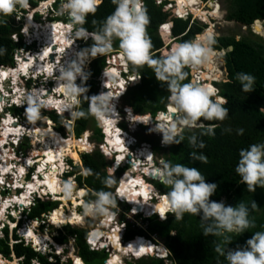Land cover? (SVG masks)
I'll return each mask as SVG.
<instances>
[{
  "label": "clouds",
  "instance_id": "9594fccd",
  "mask_svg": "<svg viewBox=\"0 0 264 264\" xmlns=\"http://www.w3.org/2000/svg\"><path fill=\"white\" fill-rule=\"evenodd\" d=\"M34 1H36L37 4L35 6L31 5V8L34 10L33 13H35L37 16H40V14L42 16L47 14V17L53 15L51 16L50 20L47 21L49 23H61L65 32L69 31V37L72 40V45L76 49V52H74V54L68 59L64 57V55L60 54L58 63L61 65L57 67L59 75L56 78V82L58 87H62L64 89L66 95H64L62 92H60V94L65 97V99L70 98L71 101L70 103L64 105V109L66 111L62 112L61 114H59L53 107L49 108L48 110H53L58 115H62L63 117L68 113L74 119L84 117L85 113L83 111H76L78 97L83 95L84 99L89 102L88 114L94 116L95 119L99 122V128L101 129V132L103 134L102 137L104 143H106L107 145H109L106 141L107 135L104 131V128L101 127V123L106 122V117H110L113 113H116V104L114 103L115 99L111 96L110 93H108L109 91H112V88L114 87V81L116 79L115 77H112L113 86H103L104 88H102L101 81L105 82L103 77L104 69H108L113 66L109 65L108 62H106L107 65L103 68L101 74L96 78L97 86L100 91L99 95H93L91 97L87 96L86 93L88 92V88L83 86L82 82H86L89 79L90 73H87L88 70H85V68L90 60L98 56H104V54L110 52L112 50L114 40L119 41L120 50H114L113 57L118 56L122 51L124 57L127 60L126 65L128 64V71H125L123 69V66L126 67V65L117 66L115 63V59L113 60V64L116 67L113 68H118V70L122 69V76L126 78L125 80L129 79V77H132L133 74L138 73L131 72L129 64H131L133 67H142L147 65L150 68H154L155 76L158 81L167 84V89L170 95L168 96L169 104L166 106V108L170 105V107H168L169 111L176 114V120L173 124L166 127V129L162 132V143L164 145L170 146L173 144H180L184 140V135L182 133L185 129L190 130L199 128L202 130L200 133L201 135L214 136L215 128L218 125L206 126L203 121H224L229 116V109L224 107L227 101L224 97L218 94L219 88L214 84L216 83V81H214L213 85L217 88V95L216 90L207 84H198L196 81L195 83H183V81L187 77V73L182 71L183 68L190 67V69H196L201 66L211 64L213 60L214 53L212 45L215 43V38L211 32L203 33L207 27L206 25L203 32H201L202 34L198 33L199 35H197L191 41L176 44L171 51L166 52L161 59L157 60L154 59L151 55L152 42L147 35L149 16L147 14V9L143 7L144 0H112V3L115 5V10L111 15L105 18V20L102 22V25L95 32H88L87 29L83 27V25L86 23L87 17L90 14L95 15L99 5L103 2V0H52V2H50V0ZM155 1L158 5H162L165 1H167L163 5V8L165 11H169L171 13L170 18L167 19V21H170V27L168 31H170V29L172 30V27L174 25V18L184 19L185 16H187L186 19H188L192 14L188 13L180 16L179 14L175 13L174 9H171L172 6L170 7L172 3H176L175 0H161V2H157V0ZM42 3H47V5L43 9H41L40 7ZM29 4V0H0V15L10 16L17 10V7L25 9V11L23 12H26L27 10V13L25 15H28L32 11L31 9V11L28 12V8L30 7ZM51 7H54V10H52ZM59 8L61 10H59ZM211 8L212 11L210 12H213L216 9V7ZM206 16H209V14L206 13ZM215 19L216 16H210V22L215 21ZM34 22L36 23L37 21ZM95 23L96 21H93V24ZM162 24L160 26H162ZM169 38L176 40L177 37H174L171 31V35H169ZM89 39L92 40L91 46L82 49V46H84V41H88ZM34 41L35 42L33 44H37L39 42L37 41V39ZM3 52L4 49L0 48V55H2ZM56 58L58 59V56ZM47 71L51 76L52 69L49 68L47 69ZM104 75H106V73H104ZM28 77L29 78H27V81H30L32 77ZM24 78L25 77H23L22 79ZM237 79L242 86L243 92H253V86L255 83V77L253 75L238 73ZM13 89L15 90L14 85ZM125 93L123 97L125 96ZM12 94L13 93L10 92V96L8 97V99L10 98L13 100V98L11 97ZM13 95L17 96L18 94L15 93ZM22 96L21 102H23V99L25 98V103H20V106H28L25 111L27 119L33 124L38 120L45 119L41 116V111L43 109H46L45 107H48L50 105H47L46 102L42 101L38 93L26 92V94H22ZM55 97L58 96L56 95ZM71 97L75 99H71ZM10 99L4 104V109L6 108V110L11 107H18L17 102H10ZM126 107L131 108L128 104ZM119 109L121 110V106H119L118 104L117 110ZM131 109H133V107ZM130 111L131 110H129V112ZM165 111L166 109L158 111L155 116L149 113L151 115V123L153 122L154 124H159L158 116L160 113H163ZM136 114L145 115L146 113ZM151 123H143V125L148 127L149 125H151ZM119 128L121 127L119 126ZM155 130L160 132L159 126H156ZM24 134L25 135L21 139L16 140L17 143L19 141L21 143L24 138L26 139V137L28 138V127H25ZM16 142L11 146L13 151H15L13 152L14 159L12 161H15L16 158L22 159V157H20L16 153V150H14L13 148V146L17 144ZM189 143L194 148L203 149L205 147L203 141H200L199 143L197 142L196 135H191L189 137ZM153 147L152 153L155 155ZM103 155L105 156L104 151ZM38 157L39 156H36L35 158L30 157L29 159L31 160V162L27 157L26 159L24 158V160H27V162L24 161L26 172L25 170L23 172V181H25V183L20 185V192L28 189L30 181L34 179L37 174H39L38 167L42 161H40V163L37 162L36 160L38 159ZM107 158L109 159V157ZM159 158L161 157L159 156ZM9 159L11 160L12 156ZM192 159L198 160L202 163H207L208 158L202 153L197 155L196 152H193ZM10 160L8 161L10 162ZM114 160L115 159H113V162ZM155 161L158 162L156 158ZM62 162L63 164L59 167V170H61L62 172L60 171L57 175L60 189L58 191H52L46 184H42L37 189H29L32 192L29 193L27 202L20 205L17 204L16 208H9L7 210V219L0 220V237L4 236L3 230L5 228H8L10 231V237H12L13 240V234L14 232H16L18 236L24 242H26V245H31L37 252L47 257L53 258L54 255H57L61 258L60 253H57V249L63 244L58 245L60 243L56 241L58 243L57 244L55 242L56 236L54 237V240H52V237L50 238V236L47 237V239L45 240V242L47 243L45 246V250L42 251L41 246H36V243L34 242L32 237L26 235L24 237V235L22 234L24 233V230L26 228L30 229L31 227H25V224L24 226H22L19 220H21V218L23 217L24 212L26 215V211H28L30 208L32 209V207H34L39 200L53 201L57 203V206H55L53 209L43 213L44 217L42 219V223L44 224L45 222H47L49 223V226L51 225L53 227H56L53 225L52 221H50L51 212L56 209L58 205L64 203L62 199L71 203V200L74 199L75 195L76 201L81 202L80 204L73 206L75 207L76 211L80 206L81 213L84 216H99L98 221L96 220V222L93 223L89 228L86 226L81 227L87 229L86 243L88 247L89 244L87 242V237L89 236V233L93 229L95 230L97 227L101 226L100 220L108 214L109 208H113L116 211L117 207L123 205V210L126 212H129L130 209H133V205L128 203L126 198H122L120 195H118V192L116 190L118 182L114 187L113 192L99 191L95 193L96 198L90 197V195L87 194L86 189L91 190L92 192L93 190L87 185L81 184V182L79 181V176L81 175V173L79 175L77 174V172L80 171L77 170V166L74 165L72 161H68L67 159V164H70L72 166V169L65 171L64 168L66 162ZM161 163L162 169L159 170L157 174L158 181L150 180V182L153 183L155 190L159 191L155 182L164 185L170 190L166 193H163L162 195V198L159 202V213H155L148 219L156 217L158 220L165 221L168 218L169 213L174 215L175 221L182 220L185 214L198 216L202 222V226L204 229L203 235H211L220 238V241L216 244L215 252L220 256H223L227 261V264H264V231L255 232L252 238L246 241V246L244 247H238L235 250H230L228 248V245L233 241L232 234L245 233L247 229L256 226L255 220L249 218L250 210L248 206L241 202L233 207L227 206L223 202H215L211 200L210 198L216 193L218 185L215 183H207L205 177L195 167L189 168L182 164L172 165L169 162ZM113 167L114 166L107 167V171L109 174H111V172L117 170L116 168H118L117 166L113 170ZM122 169L123 170L119 172L120 174L118 181L120 180L121 175H123L126 168L123 167ZM235 172L240 177V181L246 184L247 189L250 192L255 191L257 186H264V143L251 144L247 148L241 149L239 151V159L235 167ZM82 174L89 175L91 174V170H85V172ZM6 176V180H8V182L13 181V174L11 172L6 173ZM96 176L97 179L100 178L99 174H96ZM39 177L44 180L42 173L39 174ZM18 179L20 180L21 176H19ZM141 179L143 182H146L144 181V177L142 175ZM72 182H77L79 185V187L76 189V192H74V185L72 184ZM102 183H104L106 186H110L113 181L111 179H104ZM3 185L0 188V193L3 197H5L6 195L8 196L9 194H11V191L13 189L9 185L8 190H5L3 188ZM143 185L147 188V191H154L152 185L149 189L146 184L143 183L142 187ZM142 187L138 186V189L140 191L137 194L138 200H141L142 197H145ZM81 190H84L83 195L79 193ZM7 192L9 193L6 194ZM256 207L257 204L253 202L251 208L255 209ZM82 214L79 213L80 217L82 216ZM34 218H37L35 222L38 224L40 222V218ZM34 218L28 219L32 220ZM105 219L109 220V216H106ZM67 224L68 223L62 225ZM58 229L61 230L62 227L59 225L56 227L57 231H59ZM129 230L131 229L129 228ZM141 230L144 231V229ZM132 231H136V233L138 234L134 235L132 238H127L126 232L125 235L122 234L120 236V241L122 243H128L133 241L134 238L144 237L149 244L154 246L155 251L151 254L148 253L140 257H135L132 255L134 258H132L131 260L140 259L146 256H157L156 253L160 254V252L162 251L160 249V246H162L165 249V252L162 256H157V258L164 259L167 264H171L173 262L171 251L165 244V242L157 241L154 238L153 241V239L151 238L152 236L149 235V230H145L144 233L140 232V230L138 229ZM34 233H36V235L38 236L43 235L37 234L36 231H34ZM117 233L120 234V232L118 231ZM224 245H227V248H225ZM130 247H133V245L130 244L128 248ZM106 248H101L98 251L104 250L105 252H107ZM108 250H112V246L108 247ZM140 250L142 251L143 249L141 248ZM108 258L109 256H107L106 259ZM72 263L75 264L73 262V259ZM3 264H7V261H4Z\"/></svg>",
  "mask_w": 264,
  "mask_h": 264
},
{
  "label": "trees",
  "instance_id": "16d2710c",
  "mask_svg": "<svg viewBox=\"0 0 264 264\" xmlns=\"http://www.w3.org/2000/svg\"><path fill=\"white\" fill-rule=\"evenodd\" d=\"M166 2L158 5L155 0H144L143 6L147 9L149 16L147 35L152 42L151 55L157 60L161 59L166 52L171 51L175 46V44L171 45L172 41L169 42L170 38L168 36L166 38L169 28L164 32L159 30L162 23V25L167 24V19L171 14L163 8ZM29 3L32 6L37 4L34 0H29ZM233 3L230 16L243 23H251L255 18L264 16V0H233ZM114 10L115 5L112 3V0H103L95 15L90 14L87 17L83 27L88 32L97 31L105 18L111 15ZM93 21H96V23L93 24ZM204 28L205 25L203 24L200 25L196 21L191 22L190 17L188 19L174 18L172 33L174 37H177L176 40L179 43H183L193 40ZM17 31H19V28L15 25L13 13L10 16L3 15L0 19V48L4 49V52L0 55V66L12 65L14 62L13 52L21 43H15L11 35ZM91 44L92 40L89 41L88 47ZM231 45L234 46V49L229 51V54L226 56L230 80L227 82H216V86L219 88L218 94L227 101L224 107L229 109V116L224 121H203L206 126L218 125L215 128V135H201L202 130L199 128L185 129L182 133L184 140L180 144L164 147L160 145V139L155 138L156 140L153 145L158 152L164 151V154L160 155L166 158V162L172 165L182 164L189 168L195 167L205 177L207 183L217 184V191L210 198L211 200L221 202L226 197L229 200V203L226 204L227 206L235 207L238 203L242 202L249 207L250 212L264 211V186H257L255 191L250 192L246 184L240 181V177L235 172L239 159V151L251 144L264 143V110H262L264 108V47L259 46L258 51L245 41L225 39L224 42H218L215 39L213 48L221 49ZM83 47L87 48L85 45ZM163 47L165 49L162 52L161 49ZM114 50H120L118 40H114L110 52L104 56H98L92 61L91 68L87 71V73H90L89 79L86 82H82L83 86L88 88L87 96L97 95L98 86L96 78L107 65V56ZM129 66L130 71L140 73L142 79L140 83L128 87L125 98L136 113H146L145 115H137L133 112L134 117L140 118L141 116L150 114L155 116L158 111L165 110L169 104L168 96L170 93L168 92L167 84L157 80L154 68H150L147 65L133 67L129 64ZM182 71L187 73V77L183 83L191 82L190 67H185ZM238 73L251 74L255 77L253 92L245 93L242 91V86L237 79ZM202 84H207L214 88L211 82ZM88 109L89 102L81 95L77 111H83L85 116L75 118V133L80 136L92 122L95 127V136L100 141L103 134L95 117L88 114ZM13 110L16 112L22 111L18 107H13ZM49 114L55 122L61 123L62 115H58L53 110ZM169 114H171L170 111ZM162 116L170 117L168 114H160L159 119ZM48 119L50 118L46 120ZM68 126L69 128L71 127V125ZM122 126L126 127L125 124H122ZM39 127L47 129L50 125L46 124ZM191 135H196L197 142L203 141L205 147L203 149L194 148L189 143ZM32 148L31 156L35 155L36 152H40L34 144ZM105 151L112 157L109 151ZM193 152H196L197 155L202 153L207 156V163L192 159ZM81 157L84 168L91 170V174L79 177L81 184L87 185L95 193L99 191L113 192L117 179H114L107 171L110 161L98 150L94 153H83ZM77 170H80V168L77 167ZM96 174H99V179H97ZM104 179H111L113 183L110 186H106L102 183ZM159 188L163 193L170 190L160 183ZM90 197L96 196L90 195ZM253 202L257 204L255 209L251 208ZM55 206H57L56 202L39 200L32 208L30 217L40 216ZM249 218L255 220L256 226L247 229L245 233L235 234V241L237 243L234 244V247L236 249L246 246V241L252 238L255 232L264 231V224L261 222V220H264V215L250 214ZM149 221V231L157 234L158 238L162 239L170 249L173 259L171 264H227L225 258L215 252L216 244L220 241V238L211 235L204 236L202 222L198 216L185 214L182 220L175 221L174 215L171 214L165 221H160L155 217L150 218ZM3 233L4 236L0 237V253L10 257V254L15 252L21 259V264H33L32 261L34 259H37L41 264H73L70 259L61 261V258L57 255H54V260L50 261L47 256L34 250L31 245H26L16 232L13 234L14 241L11 243L8 228H5ZM60 233V235L55 237V240L60 244H66L69 238L73 237L78 254L86 264H105L104 261L108 253L104 250L89 249L86 243L87 229L75 228L69 225L65 226ZM136 234H138L136 231L129 230L127 238H132ZM132 242L137 245H149L145 238H138L130 243ZM73 259L76 264H79L77 257H73ZM127 264H167V262L161 258L146 256L140 259L128 260Z\"/></svg>",
  "mask_w": 264,
  "mask_h": 264
},
{
  "label": "bare ground",
  "instance_id": "6f19581e",
  "mask_svg": "<svg viewBox=\"0 0 264 264\" xmlns=\"http://www.w3.org/2000/svg\"><path fill=\"white\" fill-rule=\"evenodd\" d=\"M175 1H176V3H174V4L172 3L170 5V7L172 6V8L174 9L175 13H177L179 15H185L188 13H194V14H196V16L200 15L199 14L200 5H201L200 0H175ZM46 5H47V3L41 4L42 8H44ZM31 13L32 12H30V14L28 15V18L26 20V24H25L26 29L28 30L29 28L34 27V29H35L34 30V33H35L34 37L37 40L44 41L45 43H48L49 45H51V47H49V48L42 47L41 53H40L41 49H39V50H37V52H35L33 54L28 53V55H26L25 58L22 57L21 55H18L17 63L24 61L25 64H22L23 63L22 62L20 64H16V66H14V67H9V69L6 73L3 71L5 69H0V89H2V87H3V82L7 81V79H11L12 77L15 79L14 82L16 83L18 81L20 74H24L25 76H28L29 73H32V74L34 73L36 76L38 74L43 73L46 76H50L48 74L47 69L51 68L52 69V75H55L56 73H58L57 67L61 64L58 63V60H54V59L57 56L59 59L60 54L64 55V57H66L68 59L69 57H71L74 54V52H76V49L71 44L72 42H71L70 37H69V31L65 32L63 25H61V23H54L53 22V23L46 24L47 26H43L41 24L36 25L34 20L31 17L32 16ZM169 27H170V21H168L166 25L165 24L162 25L160 30L165 31ZM255 30L262 34L264 29L262 28L260 22L256 23ZM29 37H31L30 34H29ZM50 54H54V55L51 56ZM35 55H37V59L35 58ZM51 57H53V58L51 59ZM114 59H115V63L117 66L118 65H126L127 61L125 60L123 53H120L119 56H115ZM215 61H216L215 57H213L211 64L203 66V67L201 66V67L195 69V72H197V70H199V69L201 70L199 73L201 74V78L204 81L203 83H205L206 80H208V79L209 80H211V79L216 80L219 77V75L221 74L220 73L221 70H219ZM26 70H27V72H25ZM105 70H106V72H105L106 75H103L104 81L107 82L108 86H112L110 84L111 83L110 80L112 81V77H115V79H118V77H121V75L119 74L118 68H108ZM124 78L125 77L122 76L121 80H123ZM115 85H118V84H115ZM55 86H57L56 88L59 89L60 92H64V89L62 87H58L57 82H56ZM118 89H121V88H118L117 86H115L112 88L111 92L110 91L108 92L115 99L114 103L116 104V113H113L110 117H106L105 118L106 122L101 123L102 127L104 128V131L107 134V138H108L107 142L109 144L108 146H104V149L110 151L111 153H113L114 151H117L116 153H119L117 158L119 160L124 161L121 163V161L119 162L118 159L116 158L117 160H115L116 162H115L113 168H116L119 165H124V164L128 163V161L126 160V154L129 151L127 146L124 144L125 143L124 136H123V134H121V131L118 129V125L116 124L117 120H118L117 108H118V102H119V95L123 91V88H122L121 92H116V90H118ZM15 90H16L17 94H21V93H19L20 87L15 86ZM1 91L2 90H0V92ZM34 93H38L40 96V99L42 101L46 102L47 105L53 104L55 102V100H53V99L55 97V94H57V92L56 91L54 92L52 89L48 90L46 88V85L43 87H40V88L38 86H36ZM3 94H4V91H3ZM3 94H0V111L4 110V104L6 103V101L9 100L8 96H10L9 94H7V95H3ZM16 101L19 102V99L17 98ZM127 110H128V113H127L128 117L129 118L131 117V119L134 120L136 124L139 122H142L145 124L151 123V115L141 116L140 117L141 119L135 118L134 114L132 112V109L128 107ZM129 110H131V111L129 112ZM160 114H163V113H160ZM160 114H159V116H160ZM166 114H168L170 116L169 113H166ZM159 116H158V119H159ZM2 121H4L3 122L4 127L2 128L3 129L2 134L0 132V179L1 180L4 179L3 176L6 175V173H10V172L12 174L14 173V168L12 166H10L9 164H7L8 158H9V156H11L10 155L11 151L6 149L8 147L6 144H8V145L13 144L14 140L10 139L13 136L20 137L22 135H25L24 134V127L19 126V125L17 126L15 124L16 120H14L10 114H8V115L4 114V119ZM108 121H110V122H108ZM158 122H159V124H157V123L154 124L152 122L151 126L154 127L155 129H156V126H159V131L163 132L166 129V127L170 126L171 124H173L175 122V119L174 118L172 119V117L170 118L167 116H162ZM4 129H5V131H4ZM42 133L46 134L44 132H42ZM30 137H32V136L30 135ZM55 138H56V136H54V139ZM82 139L83 138H80L78 140L81 141ZM51 141H49V142H51ZM66 141H68V140L66 139ZM66 141L59 140L58 142H56L54 144L53 147H51L50 144L47 142L44 143V146H45L44 147L45 148L44 149V155L42 157H39L36 160L39 163H40V161H42L38 167V172H39V174H41V173L43 174L44 180H42L39 177V174H37L34 178L35 181H34V179L32 181H30V183L28 185V189L26 190L25 193H22L24 196H21L22 194L21 195L18 194V196L14 195V196L6 197L7 196L6 195L5 197H3L0 193V220H6L7 219V209H8V207L11 206V204H16V203L24 204L25 202H27L29 193L32 192L29 189H37L42 184L48 185V187L52 191H58L60 189V185L58 182L57 175L60 172V170H59L60 164H63L62 158L64 156L63 151L65 148L64 145H65ZM86 142H87V146L84 147L83 150L88 151L91 149V147L93 145L88 139ZM72 145L74 146L76 144H72ZM69 147H71V146H69ZM83 150H81V151H83ZM139 152L142 155L148 154L147 148H142L139 150ZM72 155L75 157L74 159H76L78 161V159L76 158V155L74 153ZM144 158H146V160H149L147 155ZM29 161L31 162L30 159H29ZM135 161H137V162H132L134 167L128 166L127 173L125 174L126 176L124 175V177L122 178V183H123V181H126V180H128L127 182H130V183L129 184L125 183V184L121 185V187L119 188L120 196L122 195L123 196V197L121 196L122 198H126L128 203L132 204L136 208L137 211H141L140 209H143V210L147 209V211L149 213H152V212L153 213H155V212L159 213V202L160 201L156 205H153L152 207L148 206V204H147L148 203L147 188L144 185H143V187H144L143 192H144L145 198L143 201L138 200L137 199L138 193L133 192L130 189L131 186L137 187L136 185L138 183L135 181L137 174L142 175V173L145 172V173L150 174L151 176H156L158 178L157 174H158L159 169L158 168H155V169L144 168L143 167L144 162L142 160L140 161V160L136 159ZM151 164L153 165L152 162H151ZM148 169H151V170L149 171ZM17 172H18L17 175L13 174V178L15 177L17 179H15L14 181H12V183H10V186L12 187V189H16V188H18L19 185L25 183V181H23L24 180V178H23L24 174H20V172L18 170H17ZM19 176H21L23 178L21 182L18 180ZM132 181H134V185H133ZM14 184H15V186H14ZM2 185H3V183L0 182V188ZM140 185L142 186V184H140ZM3 186H4L3 187L4 189L8 190V188L5 184ZM149 188H150V186L148 185V189ZM154 191H155V188H154ZM79 193H81V195H83L84 190H81ZM9 195H12V194H9ZM78 204H80V202H77L75 200V205H78ZM51 216H52L51 218H53L54 220L55 219L58 220V222L62 224V223H67V222H73L79 216V214L75 210V207H73L72 210H70L69 212H65L63 209H54L51 212ZM5 217H6V219H2ZM102 220L104 222L103 223L104 225H106L108 223L107 222L108 219H102ZM53 225L57 226L56 223H53ZM34 231L35 230L33 228H30V229L26 228L24 230V234L26 236H29V237H34V241L37 244H41L43 242V240H45L48 237L46 235H42V236L39 235L38 236V235H36V233H34ZM101 232H102L101 230H98L97 232L92 233L91 236H95V235L97 236L98 234L101 235V240H100L101 242H100L99 248L112 246L113 252L111 253L110 258L108 260L110 264L122 263L123 257L127 254L133 255L135 257H140V256L148 254L150 251H151V253H153L155 251L154 246L151 244L143 246V245H137L133 242H132L133 244L130 242L122 243L120 241L121 234L112 233L110 230L100 234ZM141 238H144V237H141ZM136 239H138V238H134V240H136ZM130 244H132L133 247L128 248V246ZM141 248L143 249L142 251L140 250ZM160 249L162 250L160 254L163 255L165 252V249L161 246H160ZM73 251L74 250L72 247V250H71L72 258H73ZM74 257L78 258L79 264H84L79 255L74 256ZM5 259L0 254V264H3L4 261H7V264H17V261L12 262V261H9L7 259L5 260ZM73 261H74V259H73Z\"/></svg>",
  "mask_w": 264,
  "mask_h": 264
},
{
  "label": "rangeland",
  "instance_id": "374dc122",
  "mask_svg": "<svg viewBox=\"0 0 264 264\" xmlns=\"http://www.w3.org/2000/svg\"><path fill=\"white\" fill-rule=\"evenodd\" d=\"M217 1V3H220L221 5H222V9L224 10V11H226V9H227V7H228V4H229V2H230V0H215L214 2H216ZM50 2H52V0H50ZM201 2L203 3V0H201ZM213 2V3H214ZM205 5L207 4V3H204ZM211 2L209 3V6L210 7H213V4H212V6H211ZM30 5V7L28 8V12H30L31 11V4H29ZM41 9H43L42 8V6H41ZM171 9H173V8H171ZM59 10H61L60 8H59ZM23 11H25V9L23 10L22 8H19V7H17V10L15 11V12H13V17L15 18V25L19 28V31H17L16 33H14L13 35H11V37H12V39L14 40V42L15 43H21V45L20 46H18L15 50H14V52H13V56H14V60H16V62H17V52L18 51H21L22 50V52L24 53L23 55H22V57H24L25 56V51H28V47L29 46H26L25 47V34L27 33H29V34H32V35H35V33H34V27H32V28H29L28 30L26 29V20H27V18H28V15H25L26 13H27V10H26V12H23ZM33 9H32V19H34V21H37L35 24L36 25H39L38 23H41V25H43V26H47L46 24H49V22L47 21V20H50V18H51V16H53V15H50L49 17H46L45 19L43 18V16L40 14V16H37L35 13H33ZM171 11V10H170ZM194 14V13H193ZM196 14H194V15H192L191 14V22L194 20V21H196L197 23H199L200 25L201 24H203V25H206L207 27H206V29H205V31L206 32H213V30L215 29V30H217V25H216V23H215V21H212V22H210V21H207V20H205L204 18H201V17H197V16H195ZM2 16L3 15H0V19L2 18ZM45 17V16H44ZM170 18V16L168 17V19ZM197 18V19H196ZM198 18H201V19H203V21H201V20H199ZM43 19H44V22H43ZM53 23V22H52ZM207 23H208V25H207ZM211 24H215V27H213V26H211ZM208 26L209 27H211L210 29H207L208 28ZM215 30H214V34H215V36H214V38L215 39H217V36H218V34L215 32ZM237 30H238V32L240 33L241 31H240V29H239V27L237 26ZM26 33H25V32ZM166 31V30H165ZM224 31H227V28H225V30ZM27 34H26V36H27ZM70 34V33H69ZM31 35V37H33L34 38V36H32ZM28 41L30 40L29 39V35H28ZM36 40V39H35ZM71 40V39H70ZM91 39H89L88 41H84V45L86 46V47H88V43H89V41H90ZM37 41H39L38 42V44H36L35 46L37 47V50H39V49H41L40 50V53L42 52V47H47V48H49V47H51V45H49L48 43H45L44 41H40V40H37ZM72 41V40H71ZM172 41V43H171V45H173V43L175 42L172 38L169 40V42H171ZM72 44V43H71ZM179 44V43H178ZM33 46V45H32ZM73 46V45H72ZM69 49V48H68ZM82 49H84V47L82 46ZM81 49V50H82ZM164 47L161 49V51L163 52L164 51ZM212 49H214L213 48V45H212ZM216 49H214L213 50V53H214V56L213 57H215V62H216V64H217V66H218V68H219V70H221L220 71V75H219V77L216 79V80H213V79H211V80H206V82H212V83H214V81H216L217 83H220V82H222V81H224V80H226L225 79V75L223 74V72H224V69H223V61L220 59V57H219V54L215 51ZM35 52H37V51H35ZM121 53H122V51H121ZM217 54V55H216ZM26 55H28V53L26 54ZM105 55V54H104ZM113 55H114V52L112 51L111 52V54H110V56H109V58H108V56H107V58H106V62H108V64L109 65H111V66H113L114 67V62H113V60H114V57H113ZM119 56V55H118ZM25 58V57H24ZM94 59H96V58H92L91 60H90V62L87 64V66H86V68H85V70H89L90 68H91V65H92V61H94ZM109 60V61H108ZM125 60H126V58H125ZM127 61V60H126ZM23 62V63H22ZM22 62H19V63H16V64H20V63H22V64H25V62L24 61H22ZM65 63V62H64ZM64 63H62V64H64ZM124 63V62H123ZM13 64H14V62H13ZM13 64L12 65H7V66H0V69H5V70H3L5 73L8 71V69H9V67H14V66H16V65H14L13 66ZM24 66V65H23ZM130 67V66H129ZM203 67V66H202ZM25 70V69H24ZM2 71V72H3ZM25 72H27V70L25 71ZM30 72V71H29ZM106 72V70L104 69V73ZM104 73H103V75H104ZM34 74V73H33ZM56 74H58V73H56ZM56 74L55 75H51V76H47L46 78H47V81L45 80V79H43V80H41V81H37V82H31V85L27 88V89H29L30 87H31V89L30 90H32V92H30V93H34L35 92V87H34V85H32V84H40V83H43V84H47L48 83V81L50 80H52V79H50L49 77H54L55 78V81H56ZM120 74V73H119ZM28 75H30L31 76V73H29ZM35 75V74H34ZM38 75H43V74H38ZM38 75H36V77H38ZM45 75V74H44ZM121 75V74H120ZM40 76V77H41ZM56 76V77H55ZM21 77L23 78V77H25V76H22V74H21ZM104 77V76H103ZM31 78V77H30ZM195 78H196V74H195ZM37 79V78H36ZM122 79V75H121V77H118V79H116L115 81H114V87L115 86H117L118 88H123V91H124V89H125V85H124V83H125V78L123 79V80H121ZM24 80H25V78L24 79H20V80H18L16 83L14 82V80H12V79H9V80H7V81H5V82H3V87H2V89H0V90H2L1 92H0V94H3V91H4V94L3 95H7V94H9L11 91H10V87H11V85H10V83L11 84H14V86H20V90H19V93H22L23 91H24V86H25V84H24ZM196 80V79H195ZM98 81H99V79H98ZM14 82V83H13ZM111 82V83H110ZM110 84L112 85V83H113V81H111L110 80ZM201 83H203V82H201ZM115 84H118V85H115ZM215 85H217L216 83H214ZM54 85H55V83H54ZM98 85H99V83H98ZM105 85H107V82H105ZM44 86V85H43ZM43 86H40V87H43ZM113 86V85H112ZM39 87V88H40ZM57 86H55V87H53V91H55V89L58 91V92H60V90L59 89H57L56 88ZM23 88V89H22ZM6 89V90H5ZM26 89V90H27ZM121 89H118V90H116V92H121ZM214 89L216 90V93H217V89H216V87H214ZM22 90V91H21ZM13 91H15V93H17L16 92V90H14L13 89ZM29 91V90H28ZM28 91H27V93H28ZM56 91V92H57ZM122 91V92H123ZM121 92V94H123ZM11 93H13V92H11ZM64 95H66L64 92H62ZM100 94V91H99V89L97 90V95H99ZM120 94V95H121ZM120 95H119V100H120V102H118V104H119V106H121V110L123 109L124 110V108L127 106V99L125 98V96L124 97H120ZM22 94H18L17 96H15V95H11V97L14 99V100H12V99H10V102H13V101H15V102H17L16 101V99L18 98L20 101H21V99H22ZM55 96H56V94H55ZM64 99V100H63ZM63 99L61 100V99H56V97H54V99L53 100H55V102L53 103V104H50V106H57V107H60V108H62V109H64V104H65V97H63ZM59 100V101H58ZM20 101L19 102H17V105H18V108H20V109H22V111L21 112H16V111H14L13 110V107H11V108H9L10 109V111L12 112H4L3 110L2 111H0V123L2 124V128L4 127L3 126V122L4 121H2L3 119H4V114L6 115H8V114H10L11 115V117L13 118L15 115H18L19 116V118L20 119H18V120H16V125L18 126H24V132H25V127H28V138L26 137V139L24 138V140L20 143V141L17 143L16 142V139H18V137H16V136H13V137H11L10 139H12V140H14V142H16L17 144L15 145V146H13V148H14V150H16V153L20 156V157H22V159H19V158H16V160L15 161H12L13 162V164L14 165H21V164H23L24 163V158L26 159V157L27 158H30V157H33V158H35L36 156H39V157H42L43 155H44V143H49L50 144V146L51 147H53L54 146V144L56 143V142H58L59 140H62V141H66V139L68 140V141H66V143H65V145H64V151H63V158H62V161H64V162H66V164H67V159H68V161H72V163L74 164V165H76L77 167H79L80 168V171H78L77 172V174L79 175L80 173H81V175L79 176V177H81V176H83L84 174H82V173H84L85 172V168H84V165H83V160H82V157H81V154H83V153H94L95 151H99L101 154H103V151L105 152V157L107 158L108 156V154H106L107 152L104 150V146H106L107 144L106 143H104V140H103V137L101 138V140L99 141L98 140V138L95 136V132H94V130H95V127H94V123H90V125H88V127H87V131H84L82 134H84L85 133V135H88L89 136V141L92 143V147H91V149L90 150H88V151H86V150H83V148L84 147H86L87 146V138L86 137H84L81 141H79L78 139H80L81 138V136H82V134L80 135V136H78V134H76L75 133V129H74V125H75V119L68 113V114H66V115H64V117L61 119V123H57V122H55L52 118H51V116H50V114H49V112H51V110H48V108L47 107H45L46 109H47V111H41V116L42 117H44L45 119H43V120H38V121H36L34 124H36V125H39V126H44V125H48V123L51 125L49 128H47V129H43V128H37L36 126H33L32 127V125H34L32 122H30L28 119H27V116H26V108L28 107V106H24V107H22V106H20L21 104H20ZM62 101V102H61ZM23 103H25V98L23 99ZM59 103V104H58ZM79 103H80V96L78 97V104H77V108H78V106H79ZM129 105V104H128ZM170 107V106H169ZM76 111H77V109H76ZM169 113V112H168ZM172 113V112H171ZM124 114H125V112H124ZM122 115H123V113H122ZM126 115V114H125ZM125 115H124V117H125ZM170 117H172V115L170 114ZM47 118H50V120L48 119V120H46ZM131 118V117H130ZM14 119V118H13ZM141 119V118H140ZM172 119H173V117H172ZM175 119V118H174ZM2 121V122H1ZM47 121H48V123H47ZM98 122V121H97ZM127 122H125V121H122V122H120V125L121 124H126ZM128 124V123H127ZM68 125H71V127L69 128V126ZM22 126V127H23ZM98 126H99V122H98ZM1 128V129H2ZM31 128H32V131H31ZM103 130V129H102ZM1 132L3 131V129L2 130H0ZM4 131H5V129H4ZM42 132H44V133H46V134H43ZM49 132V133H48ZM157 133V134H156ZM2 134V133H1ZM53 134V135H52ZM134 134H136V136L139 138V140H146V141H149L152 145L154 144V141L157 139V138H159L160 139V145L161 144H163L162 143V141H163V134H162V132H154V131H152V130H150V128L149 127H146L145 125H141L136 131H134ZM30 135L32 136V137H30ZM107 135V134H106ZM54 136H56V138L54 139ZM50 138V139H49ZM58 138V139H57ZM78 138V139H77ZM107 138V137H106ZM156 138V139H155ZM46 140V141H45ZM48 140V141H47ZM52 140V141H51ZM76 140V141H75ZM45 141V142H44ZM49 141H51V142H49ZM106 141H108V138L106 139ZM39 142H41V144H39ZM33 144L40 150V149H42V151L43 152H36L35 153V155H33V156H31V152H32V150H33V148H32V146H33ZM72 144H76V145H72ZM43 145V146H42ZM69 146H71V147H69ZM108 146V145H107ZM154 146V145H153ZM68 147V148H67ZM8 148V147H7ZM69 149V150H68ZM18 150V151H17ZM81 150H83V151H81ZM132 150V149H131ZM153 150H154V152H155V158L157 159V157H162L161 155H163L164 154V151H160V152H158L155 148H153ZM41 151V150H40ZM15 152V151H14ZM70 152V153H69ZM76 155V158L78 159V161L76 160V159H74L75 157L72 155L73 153ZM72 153V154H71ZM161 154V155H160ZM11 155V154H10ZM119 155V153H116V152H114V153H112V157L111 158H107L108 159V161H110V166H114V162H113V159H115V157H117ZM38 157V158H39ZM148 157V156H147ZM118 159V158H117ZM118 161L120 162L121 161V163L122 162H124V161H122V160H119L118 159ZM8 162V161H7ZM23 162V163H22ZM62 164H60V166H61ZM10 167V166H9ZM17 170L20 172V174H22L23 173V171L20 169V168H16V170L14 169V175H17ZM67 170V166H65V171ZM123 169H122V166H118V168H117V170H115V171H113V172H111V176L114 178V179H117V182H118V184H119V181H118V178H119V174L120 173H118V172H121ZM149 171L151 170V169H148ZM61 171V170H60ZM62 172V171H61ZM124 173H127L126 171H124ZM123 173V174H124ZM153 173V172H152ZM118 175V176H117ZM117 176V178H115ZM122 176V175H121ZM126 176V175H125ZM134 177V176H133ZM9 178H12V177H9ZM35 178V177H34ZM135 178V177H134ZM17 179V178H16ZM34 181H35V179H34ZM135 181L138 183V186L139 187H142L140 184H143L144 182L142 181V179H141V175H138L137 174V177L135 178ZM133 182V185H134V181H132ZM140 182V183H139ZM125 183H130V182H127V180L126 181H123V183H122V185L123 184H125ZM16 184V183H15ZM15 184H14V186H15ZM72 184L74 185V192H76V189L79 187V185H78V183L77 182H72ZM117 184V185H118ZM132 184V183H131ZM155 184H156V186H157V188L159 189V191L161 192V193H163L161 190H160V188H159V183H156L155 182ZM20 187V185L18 186V188L17 189H14V190H12L11 191V194L12 195H8V196H14V195H17L18 196V194H19V192L21 191V188H19ZM130 189L133 191V192H136V193H139V189H138V187H134V186H131L130 187ZM14 192V193H13ZM26 191L24 190L23 192H20V194H22V193H25ZM86 192H87V194L88 195H94L95 196V192L93 191H91V190H87L86 189ZM9 192H7L6 194H8ZM8 196H6V197H8ZM21 196H24L23 194L21 195ZM122 196V195H121ZM75 197H76V195L74 196V199H72L71 200V203H69V202H67V201H65L64 199H62V201L64 202L63 204H61V206L60 205H58L59 207H57L56 209H63L65 212H69L70 210H72V208H73V206L75 205ZM123 197V196H122ZM94 198H96V197H94ZM161 200V199H160ZM77 202H79V201H77ZM81 203V202H80ZM18 203H16L15 205H14V208H16V205H17ZM18 205H20V204H18ZM120 208H122V209H124V206L123 205H120L119 206ZM12 208V207H11ZM33 208V207H32ZM19 209V208H18ZM20 210V209H19ZM31 208L28 210V211H26V215H25V212H24V215H23V217L21 218V220H19V222H20V224H22V226H24V224H25V227H31V228H33L36 232H37V234H43V235H46V236H50V238L53 240L54 239V237L55 236H58V235H60L61 233H60V231L65 227V226H69V225H71V227H75V228H81V227H84V226H86V227H90L93 223H95L96 222V220L98 221V219H99V216H96V217H91V216H84L82 213H81V208H80V206L77 208V211L80 213V214H82V216L80 217V215L73 221V222H67L68 224L67 225H62V224H66V223H59L58 222V220H54L53 218H50V221L52 220V223H56L57 224V226H61L62 227V229L61 230H59V231H57L56 230V227H53V226H49L48 224L49 223H47V222H45L44 224L42 223V219H43V217H44V215L43 214H41L40 216H36V217H39L40 218V222L37 224L36 222H35V220L37 219V218H34V217H30V212H31ZM76 210V209H75ZM140 210H143V209H140ZM78 213V214H79ZM171 215V213H169V216ZM20 216V215H19ZM52 217V216H51ZM158 217V216H157ZM28 218H34V219H32V220H29ZM156 218V217H155ZM2 219H6V217L5 218H2ZM161 221V220H160ZM42 224V225H41ZM34 225V226H33ZM36 226V227H35ZM144 226V225H143ZM149 226H150V224L148 225V230H149ZM36 228V229H35ZM138 230H140V232H142V233H144L145 232V230L143 231V230H141V229H139L138 228ZM21 231V230H20ZM1 233V232H0ZM23 235H24V237H25V234L24 233H22ZM50 234V235H49ZM52 234H53V236H52ZM150 236H152L151 238L153 239H156L157 241H160V242H164L162 239H159L158 238V235L157 234H155V233H151L150 232V234H149ZM33 238V237H32ZM34 239V238H33ZM47 239V238H46ZM45 239V240H46ZM154 239H153V241H154ZM45 240H43V242L41 243V244H37L36 243V246L37 245H40L41 246V248H42V251H44V249H45V246H46V242H45ZM14 240L12 239V237H11V243L13 242ZM152 241V242H153ZM55 242H56V240H55ZM26 243V242H25ZM57 243V242H56ZM154 243V242H153ZM58 244V243H57ZM58 245H61V244H58ZM72 247H73V257L74 256H78L79 254H78V249L76 248V243H75V239L73 238V237H70L69 238V241L66 243V244H64V245H62V246H60V247H58V249H57V251H60L59 253H60V255H61V261H65V260H71L72 261V256H71V250H72ZM108 247V246H107ZM162 247V246H161ZM104 248V247H103ZM106 250H108V248H106ZM113 250V249H112ZM112 250H108L107 252H108V256H109V254H111L113 251ZM102 251V250H101ZM149 253H151V251L149 252ZM161 253V252H160ZM1 255L3 256V258L5 259H7V260H9V261H12V262H14V261H17V264H21V259L15 254V252H12L11 254H10V257H7V256H5L4 254H2L1 253ZM128 255H130V254H127V255H125L124 257H123V261H122V264L124 263V262H126V264H127V260H129V259H131L133 256H129L128 257ZM72 259H71V258ZM154 257H157V256H155L154 255ZM9 258H11V259H9ZM134 258V257H133ZM5 259V260H6ZM81 259H82V262L84 263V264H86L85 263V261L83 260V258L81 257ZM36 260L37 259H34L33 261H32V263L34 264H39V263H37L36 262ZM38 261V260H37ZM50 261H53V260H50ZM121 264V263H120Z\"/></svg>",
  "mask_w": 264,
  "mask_h": 264
},
{
  "label": "built area",
  "instance_id": "2783aa9c",
  "mask_svg": "<svg viewBox=\"0 0 264 264\" xmlns=\"http://www.w3.org/2000/svg\"><path fill=\"white\" fill-rule=\"evenodd\" d=\"M157 2H161V0H157ZM51 9L52 10H54V7H51ZM206 13H208V14H210L211 12L210 11H208V12H206ZM45 16V17H44ZM43 16V18L45 19L46 17H47V14L46 15H44ZM180 16H183V15H180ZM197 17H199V16H197ZM202 18V17H201ZM201 18H198L199 20H201V21H203V19H201ZM197 19V18H196ZM194 21V20H193ZM38 24H41V23H38ZM213 25V27L215 26V24H211V26ZM209 28H211V27H209L208 26V28L207 29H209ZM26 33V32H25ZM212 34L215 36V34H214V30H213V32H212ZM28 35H29V33L27 34V36H26V34H25V47L26 46H30V45H33V43L35 42L34 40H35V38H33V37H29V41H28ZM31 35V34H30ZM38 44V43H37ZM21 52H22V50H21ZM33 53H35V51L33 52ZM25 54H27L26 52H25ZM17 57H18V55H17ZM18 59V58H17ZM55 60H58V62H59V59H57V58H55ZM114 67H116V66H114ZM127 67H128V64L126 65V67L125 66H123V69L126 71H128V69H127ZM111 68H113V67H111ZM119 71V73L122 75L123 74V70L122 69H119L118 70ZM201 70L199 69V70H197V72H196V82L198 83V84H200L201 82H204L203 80H202V78H201V74L199 73ZM102 82V88H104L103 86H106V87H110V86H108V85H105V82H103V81H101ZM141 82V75L139 74V73H136V74H133V76L132 77H129V79H127V80H125V83H124V85H125V89H124V91H123V94H121L120 95V97L122 98L123 97V95H124V93H125V91H126V89H127V87L128 86H131V85H134V84H137V83H140ZM113 85V84H112ZM55 91H57V90H55ZM54 91V92H55ZM26 90H24L23 91V93L22 94H26ZM10 94V93H9ZM58 97H56L57 99H63V96L60 94V92H58L57 91V94H56ZM9 97V96H8ZM71 99H75V98H73V97H71ZM70 98L69 99H65V104H68V103H70ZM119 102H120V100H119ZM20 103H23V102H21L20 101ZM64 104V105H65ZM169 107V106H168ZM127 108L128 107H125L124 108V110L122 111V110H118V120H117V125H118V129L121 131V134H123V136H124V139H125V145L127 146V148L129 149V151H128V153L126 154V160L128 161V163H126V164H124V165H119V166H122V168L123 167H125L126 169H125V171L127 172V170H128V166H132V167H134V165L132 164V162H137V161H135L136 159L137 160H142L143 162H144V165H143V167L144 168H151V169H155V168H158L159 170H161L162 169V159L161 158H159L160 160L158 161V162H156L155 161V156H154V154L152 153V144L149 142V141H140L139 140V138L136 136V134H134V131H136L141 125H143V123L142 122H139V123H135V121L134 120H132L131 118H129L128 117V115H127V113H128V110H127ZM56 110H57V112L59 113V114H61L62 112H60L59 111V109H57V108H55ZM72 110H73V108H72ZM132 111H133V109H132ZM124 112H125V114H124ZM134 112V111H133ZM122 113H123V115H122ZM135 113V112H134ZM136 114V113H135ZM124 115H125V117H124ZM14 120H18V119H20L19 118V116L18 115H15L14 117ZM173 118H175V120H176V114H175V117H173ZM122 121H125V122H127L125 125H126V127H122L121 125H120V122H122ZM119 126L121 127V128H119ZM152 131H154V132H156V130H155V128L154 127H152L151 125H149L148 126ZM157 134V133H156ZM163 134V133H162ZM161 146H164V144H161ZM142 148H147V150H148V154H145V155H142V154H140V152H139V150L140 149H142ZM132 149V150H131ZM12 151H13V149H12ZM14 152V151H13ZM114 152H117V151H114ZM113 152V153H114ZM106 154H108V153H106ZM148 156V159L149 160H146V158H144L145 156ZM109 158H111L109 155H107ZM117 157H115V160H117L116 159ZM141 158V159H140ZM114 160V164H115V161ZM151 162L153 163V165L151 164ZM65 166H67V170H70V169H72V166L70 165V164H66ZM117 169V168H116ZM64 170H65V168H64ZM134 173V172H133ZM126 173H124L122 176H121V178H120V180H119V184L117 185V187H116V190H117V192H118V195H120V193H119V188L121 187V185H122V178L124 177V175H125ZM142 176L144 177V181H146V182H144V184H146L147 186L149 185V186H151L152 185V187L154 188V186H153V183L152 182H150V180L151 181H158V178H153V176H151L150 174H148V173H145V172H143L142 173ZM1 180V179H0ZM137 186V185H136ZM147 199H148V206H150V207H152L153 205H156L159 201H160V199L162 198V195H163V193H161L160 191H158V190H155V191H152V190H148L147 191ZM144 198L145 197H142L141 198V201H143L144 200ZM147 209H145V210H141V211H137L136 210V208L133 206V209H130L129 210V212H126V211H124L122 208H120V207H117V210L115 211L113 208L111 209V208H109V212H108V214L107 215H105L102 219H105V217L107 216H109V220L108 221H110V222H108L106 225H104L103 223V220L101 219L100 220V222H101V226L100 227H97L95 230L93 229L90 233H89V236L87 237V242H88V244H89V247H90V249H92V250H99V249H101V248H99V245H100V240H101V235H95V236H91L92 235V233H95V232H97L98 230H101L102 232L100 233V234H102V233H104L105 232V230L106 231H108V230H110L112 233H117V231L118 232H120V234L122 235V234H124L125 235V233L129 230V228L131 229V230H137L138 228L139 229H144V230H148V225H149V223H150V221H149V217L150 216H152V215H154L155 213H157V212H155V213H153L152 211V213H149V212H147ZM124 215V216H123ZM144 225V226H143ZM99 226V225H98ZM94 244V245H92V244ZM64 245V244H63ZM57 246V245H56ZM108 248V247H107ZM45 250V249H44ZM108 251V250H107ZM60 251H57V253H59ZM151 254V253H150ZM110 255L111 254H109V258H110ZM156 255L157 256H162L161 254H159V253H156ZM129 256H132V255H128V257ZM109 258L108 259H106V261H105V264H110L109 263ZM133 258V257H132ZM131 258V259H132ZM48 259L49 260H53V258L52 257H48ZM131 259H129V260H131ZM128 261V260H127ZM36 262L37 263H39V264H41L39 261H37L36 260ZM74 262V261H73ZM75 263V262H74ZM35 264V263H34ZM76 264V263H75ZM122 264V263H121ZM123 264H126V262H124Z\"/></svg>",
  "mask_w": 264,
  "mask_h": 264
},
{
  "label": "flooded vegetation",
  "instance_id": "af4514ba",
  "mask_svg": "<svg viewBox=\"0 0 264 264\" xmlns=\"http://www.w3.org/2000/svg\"><path fill=\"white\" fill-rule=\"evenodd\" d=\"M201 1V0H200ZM215 0H203V3L200 5V12H199V17H202V18H204L205 20H207V21H210V16H212V17H214V16H216V19H215V23H216V25H217V30H215V32L218 34V36H217V40H218V42H224V40L225 39H230V40H235V41H245L248 45H251L252 47H254L256 50H258L259 51V46H263L264 47V30H263V32H262V34L261 33H259V32H257L256 30H255V27H256V23L257 22H260V24H261V26H262V28L264 29V16L263 17H257V18H255L251 23H243V22H241V21H239V20H237L236 18H234V17H232V16H230V10H231V8L233 7V0H230V2H229V4H228V7H227V9H226V11H224L223 9H222V5L220 4V3H217V1L216 2H214ZM212 3L213 4V7L215 8L216 7V9L213 11V12H211L210 14H209V16H206V12H208V11H212V8L209 6V3ZM214 2V3H213ZM204 3H207L206 5L204 4ZM212 4H211V6H212ZM193 14V13H192ZM194 15V14H193ZM196 16V15H195ZM213 26V25H212ZM237 26L239 27V29H240V33L238 32V30H237ZM215 27V26H214ZM225 28H227V31H224L225 30ZM210 29V28H209ZM203 32V31H202ZM206 31H204L203 33H205ZM202 34V33H201ZM36 44H33V46L32 45H30L29 47H28V51H25L26 53H30V52H34V51H37V47L35 46ZM232 46V45H231ZM233 47V49H234V46H232ZM218 50H220V51H223L222 53H220L219 54V57H220V59L223 61V69H224V72H223V74L225 75V79L226 80H224V82H227V81H229L230 80V78H229V71H228V67H227V61H226V56L229 54V51H231V50H229L228 49V47H225V48H221V49H218ZM25 57H26V54H25ZM41 74H43V73H41ZM59 75V73L58 74H56V76H58ZM22 76H25L24 74H22ZM28 76H30V75H28ZM28 76H25V80H24V84H25V86H24V90L25 89H27L30 85H31V82H37V81H41V80H43V79H45L46 81H47V76L46 75H38V77H36L34 74H32L31 73V77H32V79L30 80V81H27V78H29ZM41 76V77H40ZM37 78V79H36ZM50 79H52L51 81L49 80L48 81V83L46 84V88L49 90V89H52L53 90V87H55V85H56V81H55V78L54 77H49ZM12 80H15L13 77L11 78ZM20 79H22V77H21V74L19 75V78H18V80H20ZM7 80H9V79H7ZM44 83V82H43ZM43 83H40V84H32V85H34V87L36 88V86H38V87H40V86H45V84H43ZM54 83H55V85H54ZM10 85H11V87H10V91L11 92H13V94H15V92L13 91V85L14 84H11L10 83ZM31 89V87L29 88V89H27L26 91H28V92H32V90H30ZM22 91V90H21ZM23 93V92H22ZM21 93V94H22ZM17 94V93H16ZM5 98V97H4ZM7 100V99H6ZM20 101V100H19ZM51 107H53V108H57V109H59V110H61V111H66L65 109H62V108H60V107H57V106H48L47 108L49 109V108H51ZM4 110H6V108L4 109ZM262 110H264V108H262ZM42 111H47L46 109H43ZM6 112H11L10 111V109H7L6 110ZM12 113V112H11ZM50 120V119H49ZM51 121V120H50ZM48 122V121H47ZM49 124V123H48ZM50 125V124H49ZM33 126H36L37 128H39L40 129V127L39 126H37L36 124H34V125H32V127ZM51 126V125H50ZM102 127V126H101ZM1 128H2V125H1V123H0V130H1ZM31 131H32V128H31ZM1 132V131H0ZM2 133V132H1ZM24 135H22V136H20V137H18V139H21L22 137H23ZM84 137H86L88 140H89V136L88 135H85V133L81 136V138H84ZM78 139V138H77ZM14 143L15 142H13V144L12 145H14ZM39 144H41V142H39ZM7 146H8V148H6V149H8V150H10L11 151V156H12V159L10 160L9 158H11V156H9V158H8V160H10V162L8 161L7 162V164H9L10 166H12L15 170H16V168H20L23 172H24V170H25V164L23 163V164H21V165H14L13 164V162H12V160L14 159V156H13V151H12V145H8V144H6ZM43 146V145H42ZM107 146V145H106ZM154 148V147H153ZM41 151L40 152H43L42 151V149H40ZM108 151V150H107ZM110 152V151H109ZM111 153V152H110ZM112 154V153H111ZM161 159H162V162H166V158H164L163 156L161 157ZM28 160H29V158H28ZM160 159H159V157H157V161H159ZM26 162H27V160H25ZM112 169H115V168H112ZM25 172H26V170H25ZM23 174V173H22ZM6 175H4L3 176V178L4 179H2L0 182L1 183H4L6 186H7V188H9V185H10V183H12V182H8V180H6ZM24 178V177H23ZM22 177H21V179L19 180L20 182L22 181V179H23ZM16 178L14 177L13 178V181L15 180ZM33 180V179H32ZM31 180V181H32ZM128 181V180H127ZM138 185V184H137ZM138 187V186H137ZM20 188V187H19ZM39 188V187H38ZM143 188L144 187H142V190H143ZM5 190H7V189H5ZM14 190V189H13ZM27 190V189H26ZM25 190V191H26ZM140 192V191H139ZM19 195H21V194H19ZM221 202H223V203H225V205L227 204V203H229V200L226 198V197H224L222 200H221ZM14 205L15 204H11V206L10 207H8V209L10 208V209H12L13 207H14ZM61 206V205H60ZM12 207V208H11ZM59 207V206H58ZM7 209V210H8ZM250 214H259V215H264V211H252V212H250ZM261 222H262V224H264V220H261ZM1 224V223H0ZM34 238V237H33ZM232 239H233V241L228 245V248L230 249V250H235L236 248L234 247V244L235 243H237L236 241H235V234H232ZM34 240V239H33ZM134 240V239H133ZM35 242V241H34ZM36 243V242H35ZM93 245V244H92ZM224 247L225 248H227V245H224ZM106 247H104L103 249H105Z\"/></svg>",
  "mask_w": 264,
  "mask_h": 264
},
{
  "label": "water",
  "instance_id": "95a60500",
  "mask_svg": "<svg viewBox=\"0 0 264 264\" xmlns=\"http://www.w3.org/2000/svg\"><path fill=\"white\" fill-rule=\"evenodd\" d=\"M142 1H143V0H142ZM186 17H187V16H185L184 19H186ZM171 31H172V30L170 29V31H168V32L166 33V38H167V36L169 37V35H171ZM199 34H201V33H199ZM199 34H197V35H199ZM197 35H196V36H197ZM162 38H163V37H162ZM163 39H164V38H163ZM174 41H175V42L173 43V45H174V44L176 45V44L179 43L177 40H174ZM53 47H54V46H53ZM228 49H229V50H232L233 47H232V46H229ZM213 50H214V49H213ZM215 51H216L218 54H220V53L223 52V51H220V50H218V49H216ZM17 54L22 56V55H23V52L18 51ZM30 54H33V53L30 52ZM50 55L52 56V55H54V54H50ZM24 57H25V56H24ZM35 58L37 59V55H35ZM52 58H53V57H51V59H52ZM16 63H17L16 60H14V64H13V66L16 65ZM195 74H196L195 69L191 68V77H192V78H191V82H192V83H195V81H196V80H195V79H196V78H195ZM1 98H2V97H1ZM130 107L132 108V106H130ZM133 111H134V108H133ZM133 111H132V112H133ZM168 112H169V108L167 107V108H166V111L163 112V113L166 114V113H168ZM171 115H172V117H175V113L172 112ZM164 147H167V145H164ZM153 178H157V177H156V176H153Z\"/></svg>",
  "mask_w": 264,
  "mask_h": 264
},
{
  "label": "crops",
  "instance_id": "0c3cea01",
  "mask_svg": "<svg viewBox=\"0 0 264 264\" xmlns=\"http://www.w3.org/2000/svg\"><path fill=\"white\" fill-rule=\"evenodd\" d=\"M166 25V24H165ZM164 32V31H163Z\"/></svg>",
  "mask_w": 264,
  "mask_h": 264
}]
</instances>
